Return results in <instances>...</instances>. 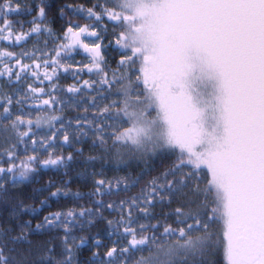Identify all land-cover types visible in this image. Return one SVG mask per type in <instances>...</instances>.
Segmentation results:
<instances>
[{
	"label": "snow or ice",
	"instance_id": "6c2138e0",
	"mask_svg": "<svg viewBox=\"0 0 264 264\" xmlns=\"http://www.w3.org/2000/svg\"><path fill=\"white\" fill-rule=\"evenodd\" d=\"M0 264H264V0H0Z\"/></svg>",
	"mask_w": 264,
	"mask_h": 264
},
{
	"label": "trees",
	"instance_id": "16d2710c",
	"mask_svg": "<svg viewBox=\"0 0 264 264\" xmlns=\"http://www.w3.org/2000/svg\"><path fill=\"white\" fill-rule=\"evenodd\" d=\"M68 82H71V81L69 80ZM68 150H69V149H65L66 152H67ZM51 175H53V174H52V173H49V174L44 175V176H43V179L41 180V184H43L44 182H46V181L49 179V177H50ZM56 178L59 179V176H57ZM34 186H35V187H40L41 185H40V184H37V185H34ZM73 188H74V190H75L76 185H73ZM81 190H83V191H87L86 188H82ZM41 199H42V197H41ZM36 204H37V206H39V200L36 201ZM52 210H55V209H52ZM45 214H46V213H45Z\"/></svg>",
	"mask_w": 264,
	"mask_h": 264
}]
</instances>
